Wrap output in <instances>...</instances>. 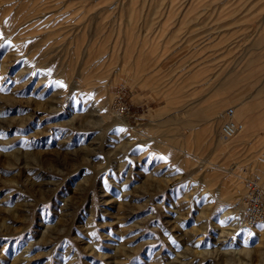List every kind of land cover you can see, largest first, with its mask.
<instances>
[{"label": "rangeland", "instance_id": "374dc122", "mask_svg": "<svg viewBox=\"0 0 264 264\" xmlns=\"http://www.w3.org/2000/svg\"><path fill=\"white\" fill-rule=\"evenodd\" d=\"M263 171L264 0H0V264H264Z\"/></svg>", "mask_w": 264, "mask_h": 264}, {"label": "built area", "instance_id": "2783aa9c", "mask_svg": "<svg viewBox=\"0 0 264 264\" xmlns=\"http://www.w3.org/2000/svg\"><path fill=\"white\" fill-rule=\"evenodd\" d=\"M114 110L119 117L128 113V108L117 95L114 99ZM235 107L228 106L220 113L219 133L221 137L229 138L242 128L235 117ZM246 179V191L242 202V223L247 227L260 225L264 231V179L256 173H250Z\"/></svg>", "mask_w": 264, "mask_h": 264}, {"label": "bare ground", "instance_id": "6f19581e", "mask_svg": "<svg viewBox=\"0 0 264 264\" xmlns=\"http://www.w3.org/2000/svg\"><path fill=\"white\" fill-rule=\"evenodd\" d=\"M44 8V7H43ZM43 17V16H42ZM46 17V16H45ZM31 21V20H30ZM89 65V64H88ZM88 65L86 66L85 65V67H87V69H88ZM84 67V68H85ZM88 74V73H87ZM86 75V74H85ZM85 80V79H84ZM89 80H91V77H90V79ZM84 82V81H83ZM90 82H92V81H90ZM89 82V83H90ZM84 84H85V82H84ZM86 85H87V82H86ZM103 90H104V88H103ZM98 98V97H97ZM96 99V98H95ZM222 100V99H221ZM224 101V100H223ZM97 104H100V106H103V100H96L95 101ZM219 107H220V105H219ZM208 108H210V107H208ZM236 110V116H238V108H236L235 109ZM219 111H217V107H216V109L208 116V121H209V125H210V127L211 128H214L215 127V125H216V123L220 120V114L219 115H216V113H218ZM221 113V112H220ZM118 117V116H117ZM191 119V118H190ZM192 120V119H191ZM207 120V119H206ZM208 127V129L207 130H209V126H207ZM243 128V127H242ZM211 130V129H210ZM209 130V131H210ZM209 131H208V133H209ZM241 131H242V133H244L246 130L244 129H242V130H240V131H238L237 132V134H235L234 135V137H236L238 134H240L241 133ZM205 135H207V132H206V134ZM233 137V136H232ZM230 138V137H229ZM194 139H196L195 137H194ZM243 140V139H242ZM235 141V140H234ZM233 141V142H234ZM196 142V141H195ZM236 142H237V140H236ZM222 143V142H221ZM220 143V144H221ZM242 164V163H241ZM244 165V164H243ZM247 165V164H246ZM239 167V166H238ZM241 167V166H240ZM257 167V166H256ZM240 169V168H239ZM250 169V168H249ZM209 170V169H208ZM248 172V171H247ZM250 172V171H249ZM248 172V173H249ZM264 172V171H263ZM240 176V175H239ZM237 179V178H236ZM231 180V179H230ZM238 181H236L235 180V178H233L232 180H231V182H230V185H231V187L235 190L236 189V187H238ZM219 191V190H218ZM220 192V191H219ZM230 195H232L231 194V191H230V194H229V196ZM228 196V197H229ZM230 198V197H229ZM242 200V199H241ZM233 207V206H232ZM231 214L232 215H234V218H235V216L238 218V217H240V215H241V211H242V201H241V204L240 205H238V206H236V207H234V208H231ZM226 214H227V212H226ZM223 217L224 216H222L221 218L222 219H220V222L218 223L217 222V224H219V225H221L222 226V224H223ZM242 217V216H241ZM217 218V217H216ZM237 223V224H235V226L233 227L234 228V230L235 231H237L241 236H244V239H247L248 238V236H249V234H252L253 232L255 233L254 235H253V237L255 238V240H261L262 238H264V234H262V232L264 233V231H263V229H260V228H252V227H247V226H245L242 222L240 223V221H234V223ZM233 223V224H234ZM230 224H232V223H230ZM240 228H239V227ZM256 242V241H255ZM260 242V241H259ZM261 243V242H260ZM262 248L259 246V245H257L256 246V252H259L260 250H261ZM240 250V249H239ZM243 250H245V249H243ZM246 251V250H245ZM236 253V252H235ZM248 253V252H247ZM235 255V254H234ZM235 257V256H234Z\"/></svg>", "mask_w": 264, "mask_h": 264}, {"label": "crops", "instance_id": "0c3cea01", "mask_svg": "<svg viewBox=\"0 0 264 264\" xmlns=\"http://www.w3.org/2000/svg\"><path fill=\"white\" fill-rule=\"evenodd\" d=\"M245 102H246V99H245Z\"/></svg>", "mask_w": 264, "mask_h": 264}]
</instances>
